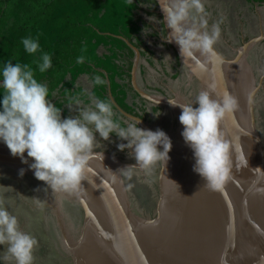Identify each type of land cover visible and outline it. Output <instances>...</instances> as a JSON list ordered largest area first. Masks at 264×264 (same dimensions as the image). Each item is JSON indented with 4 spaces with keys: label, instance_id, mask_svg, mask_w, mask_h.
<instances>
[{
    "label": "clouds",
    "instance_id": "clouds-1",
    "mask_svg": "<svg viewBox=\"0 0 264 264\" xmlns=\"http://www.w3.org/2000/svg\"><path fill=\"white\" fill-rule=\"evenodd\" d=\"M161 7L166 26L171 29L164 39L174 41L181 56L192 58L199 54L205 61L216 58L214 45L221 36L220 22H213L209 27L204 0H165ZM150 19L155 20V17ZM20 42L27 54L40 52L39 59L34 61L36 70L45 73L52 67L51 56L40 50L38 38L23 37ZM76 62L83 63L84 57H77ZM206 66L205 62H197L201 70ZM93 82L103 85L106 81L95 76ZM48 97L47 85L34 78L29 64L18 61L12 64L9 60L0 67V142L11 155L28 164L34 177L52 191L79 194L90 161L103 160L102 151H93L101 147L96 133L103 140H109L114 133L126 141L117 144L118 150L131 149L129 155L136 163L115 172L121 176L131 178L133 167L148 172L153 165L160 161L165 165L169 159L170 137L159 128L153 131L139 127L137 119L126 127L121 126L120 121L113 118L111 101L94 99L93 107L81 108L79 99L72 97L67 106L72 110L75 105L77 115L61 118V109ZM168 102L181 109V136L192 150L193 171L203 178L209 190L222 192L232 177L233 144L225 138L221 121L226 114L238 109V98L225 90L220 98L214 99L208 90H202L192 103L171 99ZM194 103L198 106L193 107ZM28 158H32L31 163ZM24 171L21 168L19 175ZM111 172L110 179L115 182L117 177ZM145 223L155 226L157 220ZM5 244L6 253L0 257V262L11 259L14 264H33V251L38 245L36 237L21 231L17 217L0 203V245ZM220 264H226L223 255Z\"/></svg>",
    "mask_w": 264,
    "mask_h": 264
},
{
    "label": "rangeland",
    "instance_id": "rangeland-1",
    "mask_svg": "<svg viewBox=\"0 0 264 264\" xmlns=\"http://www.w3.org/2000/svg\"><path fill=\"white\" fill-rule=\"evenodd\" d=\"M241 2L243 3V0H204L205 9L208 13L207 19L209 27L213 22H220L221 36L215 46L219 52L227 58H234L237 56V54H239L237 49L241 47V44L258 34V30H256L253 26L252 28H248L246 25L247 29L244 28L242 23L237 19L236 14L231 15L232 10L238 9V6L241 5ZM138 14L148 23L153 24L157 30L160 29V23L164 24V20L162 18L146 14L143 9H140ZM151 17H155V20L150 19ZM149 31L150 28L147 27L146 32L149 33ZM144 41L153 51V55L150 57L152 63L149 64L145 58L139 57L134 75L136 86L141 90L152 94L153 96L162 97V95H164L166 97H171L172 95H177L183 98L188 97L196 88L199 69L194 66H189V64H186L179 56L178 63H176L174 57V53L178 55L176 50L173 47L171 48L159 43V40L154 37V35H146ZM141 66H144V70H142ZM235 67L237 69H239V67L242 68L246 89L254 91L251 103L249 104L248 112L250 113V116L253 120L255 131L259 137V140L257 141L254 137L252 138L256 140L255 142L257 148L260 146L264 153V38L252 43V45H250V47L247 49L244 58L237 65L232 66L233 69ZM235 72L237 71H234L233 73ZM228 80L229 81H221L222 84L217 83V86L220 90L225 89L232 93L236 90V84L231 80V78ZM260 80L261 83L259 86L253 90L254 85H256ZM83 81L85 82L86 87H88L91 83L86 79V76H83ZM223 83L227 88L224 87ZM164 89H166V91H164ZM222 90L221 93L223 94L225 90ZM233 95L236 96V93ZM149 104V101L145 103L147 109H149ZM162 107L163 112H159L158 115H153V119L149 126L153 130H156L157 128L162 129L168 135L174 128L176 122V106L172 107L164 105ZM243 108L241 111V117L245 121L243 126L244 128H247L248 136H252L253 134L249 127L248 112ZM71 112L72 114L70 116L77 115L75 105H73ZM238 121L240 122V119ZM95 136L101 144V147L96 149L113 156L121 162L135 165L136 161L134 157L129 155L130 152L127 150L118 152L117 147L114 145L111 137H109V140H103L99 137L98 133H96ZM237 137H240L239 134H237ZM179 141L183 145L181 150L175 156L179 159H182V161H187V158L184 155H187V151H190V154H193L192 150L188 147V145L185 144L181 134H179L178 137V142ZM232 144L234 148L233 152H236L238 149L237 140H233ZM257 148L253 147L254 154H258L259 151L256 150ZM129 150L131 151V149ZM168 156L170 157L171 155L168 154ZM232 157H235L234 153ZM234 160L236 163H238V167L242 166V164H239L238 162L240 160H237L236 158H234ZM162 162L163 161H160L153 165L151 170L148 172H145L138 167H133L131 169V178L120 175L124 192L127 195V202L130 211L139 218L151 217L158 210L157 201L161 195V184L165 186L164 188L168 194L167 198L165 199V204L167 206L174 204L171 195L172 192L175 193L179 191L177 185L180 183L181 188L183 186V180L180 176L179 183L178 180H176L175 186H173L172 190V185H170V183H173L174 179L172 182L171 179H167L166 176H164L165 179H163L161 173ZM173 163L174 161L171 162V164ZM233 169L234 166L232 171ZM235 173L241 174L239 173V170L238 172L235 171ZM191 176L194 178H192L193 183L190 184V188L191 191L195 193L194 202L196 208L200 209L199 205H202V200L199 199L200 185L197 183L198 181L203 182V185L200 186L204 191L202 196L205 194L208 196L210 192L211 200L212 198L213 200H221L223 193H220V191L209 190L204 184L205 181L203 178L202 181L199 179L197 181L196 173L193 171V169L190 170V174L186 176V179L190 181ZM161 181L164 183H161ZM74 199L75 197L73 194L52 191L43 181L37 180L34 176H21L17 172L0 167V203H2L11 214L17 217L20 230L35 236L38 241V245L33 251V264H72L68 234L71 232V229L74 225V220L78 209V205ZM164 208V205L159 208L160 216L163 215L162 218L165 217V212H167ZM168 208L169 213L171 207ZM209 213L212 216L214 215L215 217H219L215 215L218 213L217 209L213 208L209 211ZM124 214V210H121V217H123ZM195 214L197 215V213ZM165 221L167 222L166 219ZM162 222L160 225L163 228H166V225H168L169 222H164L165 224L163 225ZM195 222L196 221L192 223L189 222V227ZM201 227L202 223L194 225V229L196 230L200 229ZM149 231H154L155 234H159L160 228L149 229ZM186 233L187 232H182V235H184L181 237L182 239L178 238V242L180 239L183 242L187 239ZM97 235L98 228H95L89 233L88 236H90V239L93 237L92 240H96L98 238ZM90 239L87 238V242ZM196 241L199 245L201 244L200 239H196ZM166 248L167 249L165 250L162 249V252L159 256L164 258V261L165 259H168L170 264H172L171 254L167 253L170 252V247ZM6 249V244L0 245V257L5 255ZM152 257L155 258V256ZM120 263L122 264V262ZM0 264H14V260L9 259L8 261L0 262Z\"/></svg>",
    "mask_w": 264,
    "mask_h": 264
},
{
    "label": "water",
    "instance_id": "water-1",
    "mask_svg": "<svg viewBox=\"0 0 264 264\" xmlns=\"http://www.w3.org/2000/svg\"><path fill=\"white\" fill-rule=\"evenodd\" d=\"M157 2V12H159L164 20L165 13L162 10L161 4L165 2V0H156ZM164 27L167 33H170L171 29L167 28L166 21L164 20ZM261 39V36H257L254 38H250L247 41H244L241 44V47L237 49L239 54L234 58H227L223 56L217 47L214 45V49L216 52V58L211 61H205V58L196 54L195 57L192 58L183 57L180 54L179 46L173 41L168 42L163 37L161 40L169 45H171L178 56L189 66H196L197 62H205L206 68L204 70L199 69L197 75V83L196 88L191 94L186 97H179L177 95H172L171 97H166L162 95L153 96L136 86L134 81L135 68L137 61L140 57L139 50L136 47H132L134 50V58L132 63V68L130 71L131 75V85L132 88L145 100L156 104V105H168V100H175L178 103H192L195 100L196 95L202 90L210 89V78L214 77L217 81H229L231 70L233 71L232 66L237 65L245 56L247 49ZM261 80L254 85L253 90L259 86ZM224 87L226 85L223 83ZM211 90V89H210ZM223 89L222 91H224ZM254 91H250L247 95V101L245 103V111L248 112L249 104L251 103ZM108 96L113 103L114 107L120 111L125 117L135 121V119L139 120V127L153 130L145 121L141 120L138 117H135L125 111H123L113 100L109 87H108ZM250 97V98H249ZM195 103L193 107H196ZM174 107V106H172ZM178 108V110L176 109ZM175 107V113L177 115L176 122L174 128L170 131L168 136L171 139L172 147L168 154V161L164 165L162 162V177L165 179H174L173 183H170L175 186L176 180L179 179L182 175L181 173V160L176 157L174 154L175 149H177L178 137L180 132L182 131V125L179 122V113H181L180 107ZM246 112V114H247ZM248 121L249 127L252 132V136H248L247 128L244 126L241 128L240 137L245 136V138L250 137L252 141L250 145L257 148L256 140H259V137L255 131V126L253 120L248 112ZM244 119L240 118V123L244 124ZM154 131V130H153ZM254 137V138H252ZM258 154H254V149L252 150L253 154H247V157H242L241 162L243 163V168L240 167L241 174L235 173L234 169L232 171V177L228 181V183L224 186V190L220 193H223V197L220 200L221 209L219 210V218L222 223L221 230L218 233V241L217 244H212L214 247L211 251L212 254L206 257V237L201 238V244L199 246L198 242H172L174 249H178L180 254L182 255L181 262L177 261L176 264H220V258L223 255L226 264H264V153L263 149L257 148ZM93 151H100L98 149H93ZM103 152V151H102ZM27 153L25 152V156ZM250 157V159L248 158ZM248 158L247 164L245 162ZM174 161L173 164L171 162ZM32 162V158H28V163ZM132 164L124 163L114 158L113 156L103 152V160L97 158L95 160L90 161L89 168L85 172V180L82 183V190L79 194H73L77 203V213L74 220V225L71 229V232L68 234L69 239V250L72 264H102L104 260L103 248L100 240L98 238L92 240L93 237L87 242V238L90 239L89 233L100 225H105L107 221H111V216L113 215V209L118 212L117 222L121 223L122 221L127 222V228L132 235L138 236V231L148 228H154L159 226L162 222V216H160L159 208L162 205L167 207H171L169 210L172 214L180 213V209L183 206V202L181 199V184L177 185L179 189L178 192L173 193L171 197L173 198L174 204L171 206H167L165 203V199L167 198L164 193V185L161 184V195L157 201V211L151 217L139 218L131 213L130 208L127 202V195L124 192V187L121 182L120 174L115 173L120 168L130 166ZM245 165V166H244ZM185 166V165H184ZM0 167H6L14 172L19 174V170L23 168V175H33V170L28 168V164H24L21 162L18 156H13L10 154L7 146L0 142ZM244 168H247L245 170ZM256 168H259L257 170ZM113 171L117 177L115 182L110 179V176L113 175L111 171ZM181 173V174H180ZM183 180V179H182ZM161 183H164L161 181ZM171 188V186H170ZM259 189V191H258ZM176 191V190H175ZM121 210H124L125 214L120 218ZM106 212L108 214H106ZM176 212V213H174ZM148 220H157V224L155 226L148 225L145 222ZM174 223V219H171ZM183 221H177L178 225ZM170 228V224L168 223ZM177 227V226H175ZM204 235V233L199 234ZM210 236H216L215 232H212ZM199 238L197 237V240ZM103 240V239H102ZM208 240V239H207ZM214 240V238H213ZM211 242V241H210ZM80 246V247H79ZM211 246V245H210ZM211 247V248H212ZM132 255L136 257L134 251H130ZM193 252V253H192ZM137 255H142L141 253H137ZM144 257V256H143ZM164 260V258H163ZM155 262H160V258L155 256L153 259ZM195 261V262H194ZM165 264V263H164ZM170 264V262L168 263Z\"/></svg>",
    "mask_w": 264,
    "mask_h": 264
},
{
    "label": "trees",
    "instance_id": "trees-1",
    "mask_svg": "<svg viewBox=\"0 0 264 264\" xmlns=\"http://www.w3.org/2000/svg\"><path fill=\"white\" fill-rule=\"evenodd\" d=\"M140 9L162 18L156 0H0V67L9 60L12 64H29L34 78L47 85L48 99L61 109V118L72 114L67 106L72 97L79 99L81 108L93 107L94 99L111 101L109 87L114 102L123 111L149 119L147 100L131 85L132 47L151 64L153 51L144 41L146 35L172 46L160 40L166 36L164 24L160 23L157 30L138 14ZM28 36L38 38L40 50L51 56L52 67L45 73L36 70L34 62L40 52L30 55L24 51L20 41ZM80 56L84 62L78 64ZM174 57L178 63L176 53ZM83 76L91 82L88 87ZM95 76L106 82L94 84ZM161 108L154 105L151 111L158 113ZM113 110V118L121 126L126 127L123 119L133 122L114 105Z\"/></svg>",
    "mask_w": 264,
    "mask_h": 264
},
{
    "label": "bare ground",
    "instance_id": "bare-ground-1",
    "mask_svg": "<svg viewBox=\"0 0 264 264\" xmlns=\"http://www.w3.org/2000/svg\"><path fill=\"white\" fill-rule=\"evenodd\" d=\"M234 71H237V72L233 73ZM231 72H232L230 75L231 80L236 84L235 86L236 90L232 93L233 94L236 93V97L238 98V102H239V107L234 112L226 114L224 119L221 121V130L225 138L230 140L231 143L233 142V140L234 141L237 140L238 149L236 150V152H233L235 157H232V160H233L232 162H233L234 170L236 172H238L239 170V173H241L240 167H238V163L235 162L234 158H236L237 160H240L238 162L239 164H242L241 167L243 168V163L241 162V160H244V159H241V158L247 157V154L249 153L250 155L253 154L252 152L253 146L250 145V142L252 141V139L245 138V136H243V133H242V137H237V134H239L240 136L241 130H242L241 128L243 127V125L238 120L241 118L242 108L244 107L245 109V103L247 101L246 98H247L248 93L250 92V89H246V85L244 83L245 80L243 79L244 74H243L242 68L239 67V69H237L235 67L233 71L231 70ZM217 83L222 84L220 81H217L216 78L214 77L210 78V89L211 90L209 89V92L212 98L214 99H218L223 95L221 93L222 89L220 90L218 88ZM176 109L178 110L177 107ZM182 145L183 144H181V142L179 141L176 147L177 149H175V152L173 155L178 154V152L182 148ZM186 153L187 155H184V156L187 158V161H182V159H180L181 164H182L181 177L183 179L182 181L183 186L180 192H181V199H182L181 202H183V206L180 209V213H177L178 216H176L175 214H172V212L170 211L168 213L169 208L168 207L166 208V206L164 205L165 206L164 209H166L167 212H165V217L161 218L163 219L162 225L169 222L170 228L168 225H166L167 226L166 228H163L160 225V226L154 227L156 229L160 228L159 234H155L154 231L153 232L149 231V229H154V228H149L148 230H146L145 228V229L138 231V236H136L135 234L132 235L129 231V228H127L128 227V225H126L127 222L125 221L124 222L122 221L121 223L117 222L118 212L115 209H113V215L111 216V221H107L105 225H100L99 228L97 227L98 235H99L98 240H100L102 244L103 253H104L103 254L104 260L102 261V264H121L120 262H122V264H164V263L168 264L169 263L168 259H165L164 261L163 258L159 256L160 253L162 252V249L163 250L167 249L166 247H170L169 248L170 252H167V253L171 254L172 264H176L177 261L181 262L182 255L180 254L178 249H174L172 242L175 241L176 242L175 244L178 245L177 243L178 238H181L184 235V234L182 235V232H187L186 233L187 239L186 240L183 239L184 242L186 243H188L189 241L190 242L192 241L195 243L197 237L200 239V243H201L200 237H203V238L206 237L205 238V242L207 241V244L205 247L206 257L207 255L210 256V254H212L211 250L214 248L212 247V244L213 245L217 244L218 233L221 230L222 223L219 217L210 215L209 211L214 208V209H217V211L219 212V210L221 209V206L219 203L220 201L213 200V198L211 200L210 192L208 196H206V194L202 196V193L204 191L202 187L200 186L203 185V182L198 181V179L202 181V177H200L199 174L196 173V178L198 181L197 183L200 185L199 186V195H200L199 199L202 200V203H201L202 205H199L200 209L195 207V202H194L195 197L190 188L191 186L190 184L193 183L192 178L194 177L191 176L190 181L186 179L187 178L186 176L190 174V170L193 169V164L195 161L193 160V154H190V151H187ZM233 153H232V156H233ZM248 158L250 159V157ZM248 158L246 161H248ZM244 169L247 170V168H244ZM164 193L167 197L168 194L165 188H164ZM195 213H197V215ZM106 214L108 213L106 212ZM168 214H169V217H168ZM215 215L219 216L218 213ZM120 218H121V214H120ZM165 219L167 220V222L165 221ZM171 219H174V223L171 221ZM177 220L179 221L184 220V222L182 224L180 222L178 225ZM194 221L196 222L193 225H190L189 227V222L192 223ZM199 223H202V227L198 230L194 229V225L195 224L198 225ZM212 232L216 233L215 237L210 236ZM201 233H204L205 236L204 235L199 236V234ZM165 239L167 240V243ZM181 239L179 240V243L182 241ZM90 242H92L91 239H90ZM130 251H134L136 254V257L132 255ZM137 253L138 254L141 253L142 255L138 256ZM152 256H157L158 258H160V262L154 263L153 261L154 258Z\"/></svg>",
    "mask_w": 264,
    "mask_h": 264
},
{
    "label": "crops",
    "instance_id": "crops-1",
    "mask_svg": "<svg viewBox=\"0 0 264 264\" xmlns=\"http://www.w3.org/2000/svg\"><path fill=\"white\" fill-rule=\"evenodd\" d=\"M233 14L237 15V19L242 23L244 28L247 29V25L248 28H252L253 26L258 30V34L252 38L257 36L264 38V0H243L238 9L232 10L231 15Z\"/></svg>",
    "mask_w": 264,
    "mask_h": 264
},
{
    "label": "flooded vegetation",
    "instance_id": "flooded-vegetation-1",
    "mask_svg": "<svg viewBox=\"0 0 264 264\" xmlns=\"http://www.w3.org/2000/svg\"><path fill=\"white\" fill-rule=\"evenodd\" d=\"M159 91V90H158ZM164 91H166V89H164ZM154 105H156V104H153V103H151L150 102V104H149V109H147V110H149V115H148V117H149V119H146V120H143V121H145L148 125H150L151 124V121H152V119H153V115H156V113H153L152 111H151V108L153 109V106ZM160 106V105H159ZM162 107V106H161ZM160 112H163V107L161 108V111ZM159 113V112H158ZM142 120V119H141ZM123 122L125 123V125H127L128 123H135V121H133V122H128L126 119H123ZM110 137H111V139L113 140V142H114V145H116V147H117V144L118 143H126V141H122V140H120L116 135H114L113 133L112 134H110ZM125 150H127V151H129V152H131L129 149H125ZM117 151L119 152H121V150H118L117 149Z\"/></svg>",
    "mask_w": 264,
    "mask_h": 264
}]
</instances>
